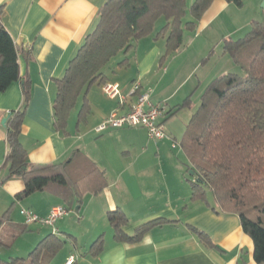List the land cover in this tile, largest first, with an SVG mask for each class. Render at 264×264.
<instances>
[{
    "label": "crops",
    "instance_id": "0c3cea01",
    "mask_svg": "<svg viewBox=\"0 0 264 264\" xmlns=\"http://www.w3.org/2000/svg\"><path fill=\"white\" fill-rule=\"evenodd\" d=\"M106 1L0 0V27L16 45L20 75L0 91V207H6L0 210V216L8 210L0 226V259H25L37 242L53 233L49 225L25 224L22 208L44 217L54 205L64 206L48 191L15 198L24 188L23 179L14 176L3 180L7 174V168L1 167L7 152L6 126L12 112L23 108L21 87L29 81L30 95L22 113L19 139L29 162L36 166L66 163L74 155H83L103 170L107 180L100 192H84L80 202L55 222L62 246L49 264H65L69 255L74 257L71 264H257L253 242L243 232L238 215L222 211L207 187L205 200L191 198L185 166L188 159L180 145L182 132L206 85L220 74L236 71V64L223 47L218 50L221 40L242 38L251 29V21L257 19L245 18L239 23L237 10L242 2L237 5L213 0L194 30H184L178 51L163 62L160 57L167 32L157 35L158 31L152 30V34L135 41L120 60L105 67L103 82L88 88L90 110L86 119L77 123L76 114L73 128L69 115L65 132L58 131L52 126L56 79L63 76L69 59L93 30L99 8ZM220 28L221 35L216 39L214 32ZM122 60L124 64H118ZM135 81L141 90L151 89L152 103L165 106L159 121L166 136L150 139L143 127L109 128L96 133L94 127L112 110L119 107L124 112L130 108L136 98L129 96ZM105 83L116 84L119 94L108 97L103 90ZM186 97H190L189 106L167 114ZM175 140L186 160L173 154ZM14 205L20 210L14 212ZM117 207L128 219L124 227L127 234L151 219L167 221L153 226L137 242H117L107 220V212ZM71 209L79 213L77 217L68 216ZM190 226L206 234L212 246L201 242ZM4 230L7 234L1 236ZM99 235L104 238V247L93 256L90 245Z\"/></svg>",
    "mask_w": 264,
    "mask_h": 264
},
{
    "label": "trees",
    "instance_id": "16d2710c",
    "mask_svg": "<svg viewBox=\"0 0 264 264\" xmlns=\"http://www.w3.org/2000/svg\"><path fill=\"white\" fill-rule=\"evenodd\" d=\"M213 0H107L98 11V20L86 34L75 55L69 59L63 76L56 79L53 98V124L65 132L70 111L81 100L77 123L86 119L90 106L88 88L103 82V70L119 53L128 52L139 38L153 33L156 21L164 17V26L157 32L166 33L163 62L178 51L184 30L193 31L196 22ZM240 5V0H226ZM189 13L190 20H185ZM251 29L242 38H223V51L242 70L214 77L200 95L180 139L188 162L186 172L191 185V198L205 200L209 188L219 208L235 213L242 230L253 242V260L264 264V24L251 21ZM10 34L0 27V91L20 79L18 52ZM118 64L123 65L124 60ZM29 81L22 85L23 108L13 111L7 123V152L1 167L7 168L3 178L19 176L24 188L15 195L22 199L37 191H48L62 200L68 209L79 203L84 192L96 194L107 183L102 169L85 156L48 165H32L20 139V126L29 99ZM190 97L167 114L189 106ZM8 210L0 216V226ZM107 220L117 242H137L143 234L166 219L155 218L136 225L131 234L124 231L128 219L120 208L107 212ZM205 245L211 241L202 231L191 227ZM103 236L90 245L93 256L103 250ZM55 233L42 238L25 259L10 258L0 264H49L62 246ZM212 246V245H211Z\"/></svg>",
    "mask_w": 264,
    "mask_h": 264
},
{
    "label": "built area",
    "instance_id": "2783aa9c",
    "mask_svg": "<svg viewBox=\"0 0 264 264\" xmlns=\"http://www.w3.org/2000/svg\"><path fill=\"white\" fill-rule=\"evenodd\" d=\"M104 92L108 97H115L119 94V90L116 84L105 83L103 86ZM151 89H140V85L137 81L132 82V86L129 91V96H135V101L131 104L128 110L121 112L119 107L112 110L100 123L94 127L96 133H102L109 128L120 127H143L148 137L153 140H159L166 136L162 122L160 118L164 113L165 106L163 104H155L150 100ZM120 106L123 103V99L119 101ZM171 146H175V142ZM25 224L40 223L43 225H49L53 227V233L57 234V229L54 228L55 222L63 215L68 214L66 207L62 205H54L51 207L49 213L44 217H38L37 214L30 209L22 208L20 210ZM74 261V257L70 256L66 259L65 264H71Z\"/></svg>",
    "mask_w": 264,
    "mask_h": 264
},
{
    "label": "rangeland",
    "instance_id": "374dc122",
    "mask_svg": "<svg viewBox=\"0 0 264 264\" xmlns=\"http://www.w3.org/2000/svg\"><path fill=\"white\" fill-rule=\"evenodd\" d=\"M242 2V6H239L240 10H237L239 12V18L237 20V22L239 23H242L245 18H251V19H257L258 21H260L261 23L264 24V0H240ZM190 0H187V6L189 7V3ZM189 13L187 12L186 16H185V20H187V17H188ZM164 17H161L159 18L156 23H155V26H154V32L156 31H159L160 28L162 26H164ZM234 22V21H232ZM211 28V27H210ZM221 28L219 30H216L214 32V38H218L220 35H221ZM186 33V32H185ZM206 33V32H205ZM222 47L219 46L218 50H220ZM205 55V63H206V52L204 53ZM123 57V53H119L117 54L115 57H113V59L109 62L108 65H111L112 63L120 60L121 58ZM214 57L211 59L213 61ZM205 67V66H204ZM231 72H235V73H238V74H241L242 73V70L240 69L239 66L236 67V71H231ZM80 106V100L77 102L76 106L74 107V109L72 111H70V118H69V121L72 123V124H69L70 126H72L74 128V124H75V121H76V114H77V110ZM75 130V129H74ZM166 133V132H165ZM176 142V149H173V154L175 153L176 156L180 159V160H186L184 159V155H183V152L181 151L180 149V146L178 144V141L175 140ZM186 177H191V175L189 173L186 172ZM207 190V193H210V190L208 188H206ZM65 207V206H64ZM4 208V209H2ZM6 207H0V210H5ZM19 207L17 205H14V212L16 211H19ZM79 213L76 212L74 209H71L70 210V214L68 216L70 217H77ZM58 221V220H57ZM56 221V223H57ZM55 223V225H56ZM7 229V228H6ZM4 234H7V230H4L1 234V236H4Z\"/></svg>",
    "mask_w": 264,
    "mask_h": 264
},
{
    "label": "water",
    "instance_id": "95a60500",
    "mask_svg": "<svg viewBox=\"0 0 264 264\" xmlns=\"http://www.w3.org/2000/svg\"><path fill=\"white\" fill-rule=\"evenodd\" d=\"M188 172H189V174H190L191 176L196 177V173H195L194 171L190 170V171H188ZM77 208H78V207H76L75 210H76Z\"/></svg>",
    "mask_w": 264,
    "mask_h": 264
}]
</instances>
